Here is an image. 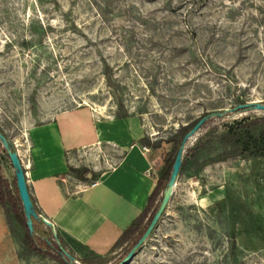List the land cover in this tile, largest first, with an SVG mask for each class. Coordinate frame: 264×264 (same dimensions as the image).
Returning <instances> with one entry per match:
<instances>
[{
    "label": "rangeland",
    "instance_id": "rangeland-1",
    "mask_svg": "<svg viewBox=\"0 0 264 264\" xmlns=\"http://www.w3.org/2000/svg\"><path fill=\"white\" fill-rule=\"evenodd\" d=\"M247 101L264 103V0H0V128L19 154L31 126L65 111L127 113L145 129L158 180L179 125ZM248 116L264 111L226 114L201 128L210 137L129 262L133 237L106 258L45 224L44 238H59L80 264H226L232 238L245 264L264 260V158L215 159L223 148L214 135ZM4 150L0 143L1 173L19 199ZM107 153L88 152L101 168L83 167V178L113 165ZM25 234L11 205L0 204V264H68L53 248L29 251Z\"/></svg>",
    "mask_w": 264,
    "mask_h": 264
},
{
    "label": "crops",
    "instance_id": "crops-1",
    "mask_svg": "<svg viewBox=\"0 0 264 264\" xmlns=\"http://www.w3.org/2000/svg\"><path fill=\"white\" fill-rule=\"evenodd\" d=\"M24 138L27 147L19 156L38 213L75 247L97 258L110 256L157 183L153 154L141 143L140 119L99 117L95 109L80 107L31 126ZM90 150L108 152L106 160L115 162L91 181L92 173L88 180L71 176L70 167L89 169L92 163L94 173L101 168Z\"/></svg>",
    "mask_w": 264,
    "mask_h": 264
},
{
    "label": "trees",
    "instance_id": "trees-1",
    "mask_svg": "<svg viewBox=\"0 0 264 264\" xmlns=\"http://www.w3.org/2000/svg\"><path fill=\"white\" fill-rule=\"evenodd\" d=\"M207 114H210V112H206L203 116ZM127 116V113L117 115V117L119 118H124ZM199 119L200 117L195 118L186 124L179 125V127L175 130L171 137L166 140L167 143L171 144V150L166 159L165 169L160 175V178L157 180L156 187L149 198L147 207L145 208L143 213L132 223V225L123 233L121 238L115 244L114 248L119 244L127 241L128 239H131L132 237L131 247L133 248L137 244L139 239L143 236L159 207L155 206V202L157 201V198L162 190L165 191V189L167 188V183L170 178L175 156L182 143V139L185 134L194 127ZM212 119L205 122L202 129H206V125L210 124ZM0 131L5 134V132L1 128ZM203 133V131L200 132L199 136H196L197 138L193 147L187 149L186 154L183 158L180 172L184 170L189 160H196L199 151L204 143V139H208L210 137L208 133L205 135H203ZM214 139L223 148L222 152L217 154V156L215 157V159L218 161L226 160L230 157L235 156H244L247 158H264V117L248 116L242 119L235 120L231 124L226 126V131L224 133L219 135L215 134ZM141 143H143L144 145H151L150 141L145 138L141 140ZM4 152L6 151L4 150ZM69 171L74 173L78 178L88 180L87 178H83V175L86 173V169L84 168L70 167ZM93 179L95 178L92 177L89 180L91 181ZM7 203L11 205L16 221H18L26 229L23 245L27 247L29 251L42 253L52 250L53 248L58 251L59 255L63 257L68 263L67 258L62 254L58 241L55 239L54 242L52 240L44 238V233L42 231L44 223L42 221L34 220V233H29L26 226V218L21 201L20 199H15L13 196H11L8 190L7 182L5 181L1 173L0 161V204L4 207ZM19 203L21 204L20 207ZM228 243L230 244V247L220 261L222 263L225 261L226 264H245L244 259H241L236 253V251L238 250L237 241L232 238ZM253 264H264V260Z\"/></svg>",
    "mask_w": 264,
    "mask_h": 264
},
{
    "label": "water",
    "instance_id": "water-1",
    "mask_svg": "<svg viewBox=\"0 0 264 264\" xmlns=\"http://www.w3.org/2000/svg\"><path fill=\"white\" fill-rule=\"evenodd\" d=\"M246 111H264V103L262 102H257V101H247L244 103H239L236 106L232 108L225 109L223 111L219 112H214L207 114L199 119V121L194 125V127L185 134V136L182 139V143L177 151V154L175 156V160L172 166V171L170 174L169 181L167 183V188L165 189L163 193V197L161 199V203L152 218L148 228L144 232L143 236L139 239L137 244L130 250L128 255L124 258L123 262H129L134 254L137 248H139L144 241L148 238V236L151 234L153 231L155 225L157 224L158 220L160 219L161 215L163 214L171 195L173 194L174 187L176 185V181L178 178V175L181 170V166L183 163V158H184V152L185 148L187 146V143L194 139L198 134L199 131L201 130L202 126L207 122L208 120L214 118V117H221L224 115H229L232 113H237V112H246ZM0 143L4 147L11 165L13 167L14 173H15V181H16V187L19 195V199L22 203L23 206V211L24 215L26 218V226L28 228L29 233L33 234L34 233V220L37 221H42L46 226L53 228L55 232V227L54 224L49 221L48 219L44 218L41 214L38 213V210L35 206V203L33 202L28 184H27V178L25 174V170L23 167V164L21 162L19 152L15 148L13 142L3 133L0 131ZM56 235V234H55ZM55 239L58 241L57 237L55 236ZM63 256L67 258L68 264H80L77 262L75 257L68 253L65 249L60 247ZM121 264V263H119Z\"/></svg>",
    "mask_w": 264,
    "mask_h": 264
},
{
    "label": "built area",
    "instance_id": "built-area-1",
    "mask_svg": "<svg viewBox=\"0 0 264 264\" xmlns=\"http://www.w3.org/2000/svg\"><path fill=\"white\" fill-rule=\"evenodd\" d=\"M19 152V151H18ZM25 170V169H24Z\"/></svg>",
    "mask_w": 264,
    "mask_h": 264
}]
</instances>
